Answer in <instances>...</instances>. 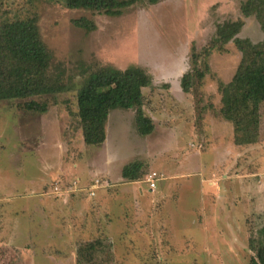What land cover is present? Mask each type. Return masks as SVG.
I'll list each match as a JSON object with an SVG mask.
<instances>
[{"label": "rangeland", "instance_id": "obj_1", "mask_svg": "<svg viewBox=\"0 0 264 264\" xmlns=\"http://www.w3.org/2000/svg\"><path fill=\"white\" fill-rule=\"evenodd\" d=\"M244 1L144 0L109 17L69 10L61 0H0V25L38 17L55 64L72 83L64 93L0 101L2 193L24 194L22 178L42 179L43 165L62 160L67 185L56 198L59 224L31 209L22 213L20 203L3 205L24 221L0 216V264H78L80 247L90 242L102 244L97 264H251L249 241L264 227V102L258 142L236 145L233 125L211 106L220 109L218 85L233 79L242 55L230 42L204 56L225 22L242 20L240 38L264 41L257 20L243 16ZM82 17L97 30L75 26ZM92 64L138 66L152 76L144 90V111L155 124L150 136L137 134L134 111L117 109L106 144H84L77 93L80 68ZM193 69L199 75L186 94L181 79ZM33 100L48 111H27ZM135 161L144 164L142 177L122 179ZM153 173L160 180L151 191ZM75 178L82 189L72 186ZM98 178L103 187L95 192Z\"/></svg>", "mask_w": 264, "mask_h": 264}, {"label": "trees", "instance_id": "obj_2", "mask_svg": "<svg viewBox=\"0 0 264 264\" xmlns=\"http://www.w3.org/2000/svg\"><path fill=\"white\" fill-rule=\"evenodd\" d=\"M63 6L73 11L91 12L95 15L119 17L144 0H61ZM245 18L254 17L264 33V0H245L241 7ZM75 26L87 32L97 30L95 21L86 17L74 21ZM245 22H225L217 27L215 38L205 48L209 58L216 48L233 42L242 58L233 79L220 82V109H211L234 128L236 145H252L258 142L261 125V105L264 102V41L253 43L240 38ZM45 42L38 17L19 19L0 25V101L28 99L55 95L71 90L72 83ZM207 71L209 65H205ZM81 69L83 83L77 93L78 118L84 144L101 147L107 140L110 115L117 109L135 112V125L140 137H148L155 130L151 117L144 111V90L153 86L152 76L143 68L133 66L125 70L110 65H84ZM197 69L181 79L184 93L193 90ZM69 81V82H68ZM29 112L45 114L47 104L26 102ZM144 164L135 161L126 164L122 177L128 182L138 181ZM255 254L251 264H264V227L257 237L249 241ZM100 242L82 245L78 251V264H97L95 255L101 251ZM112 256V255H110Z\"/></svg>", "mask_w": 264, "mask_h": 264}, {"label": "crops", "instance_id": "obj_3", "mask_svg": "<svg viewBox=\"0 0 264 264\" xmlns=\"http://www.w3.org/2000/svg\"><path fill=\"white\" fill-rule=\"evenodd\" d=\"M106 142H107V140H106ZM106 142H105V144H106ZM42 169H44L46 172L45 176L42 179H40L37 176H35V177L33 176V178H26V177L22 178L23 182H20L19 184L24 185V187L27 191L24 194H22V195L20 193H18V194H11V193L3 194L2 191L0 190V205L3 206L5 204H9V203H12V205H14V204L20 203V206H21L20 211L22 213H24L26 211V210H24V208L25 209H31L32 211H36L37 213H39L38 214L39 216L41 214L45 218H49V220H50L48 222L49 224H51V223H54V225L59 224V220L57 219V216H59V215H60V217L62 216L63 207H62L60 201H56V198L62 199L63 196L65 195L64 190H67L66 180L63 179V177L61 176L62 173L64 172L63 160L56 163V164L53 163L52 165H50V164L43 165ZM75 179H73L74 181L72 182V186H73V184L75 185L77 183L75 186H77V190H78L79 188H81L80 185L82 184V181L79 178H75ZM122 179H123V177H122ZM97 181L99 182V184L97 186H100L101 179H99V178L93 180L92 183L96 184ZM19 184L17 183V187L19 186ZM56 185L59 186V192H55V190H54ZM102 187L103 186H100V189ZM96 191H98V189L95 190V192ZM88 195H89V193H88ZM23 200L27 202L26 207H24ZM29 200H31V201H29ZM2 208H5V206H3ZM2 208H0L1 209L0 210V216H1V219H3L4 221H8L9 219H12L13 223L17 222V220L24 221V218L22 216L19 217V211L18 210L12 209V207L8 208V209L5 208L6 210L2 209ZM1 219H0V221H1ZM7 224L10 227L11 223H7ZM21 224L23 226V222H21ZM16 225L20 226L19 223Z\"/></svg>", "mask_w": 264, "mask_h": 264}, {"label": "built area", "instance_id": "obj_4", "mask_svg": "<svg viewBox=\"0 0 264 264\" xmlns=\"http://www.w3.org/2000/svg\"><path fill=\"white\" fill-rule=\"evenodd\" d=\"M158 180H160L159 179V176H158V173L151 174L150 178L147 181L148 184H149V186H150V190L151 191H154L156 189ZM98 184H99V182L97 181L96 184H95V188L92 189V190L98 189V186H97ZM54 190H55V192H59V186L56 185L55 188H54ZM90 195L91 196H94L95 195V192L92 191Z\"/></svg>", "mask_w": 264, "mask_h": 264}]
</instances>
